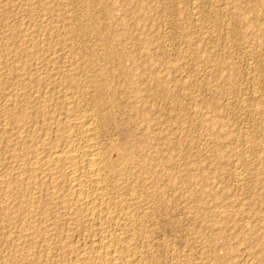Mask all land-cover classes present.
Here are the masks:
<instances>
[{"label": "rangeland", "instance_id": "obj_1", "mask_svg": "<svg viewBox=\"0 0 264 264\" xmlns=\"http://www.w3.org/2000/svg\"><path fill=\"white\" fill-rule=\"evenodd\" d=\"M0 36V124L16 128L11 114L25 108L32 135L0 137V175L46 133L42 109L58 120V93L80 94L81 114L103 111L95 133L110 160L128 151V171L110 182L137 264H264V0H0ZM14 187L26 206L49 198ZM53 209H0V264H74L105 231L122 232ZM41 216L51 239H22Z\"/></svg>", "mask_w": 264, "mask_h": 264}, {"label": "bare ground", "instance_id": "obj_2", "mask_svg": "<svg viewBox=\"0 0 264 264\" xmlns=\"http://www.w3.org/2000/svg\"><path fill=\"white\" fill-rule=\"evenodd\" d=\"M51 7L53 8V6H51ZM20 52H24V51L20 49ZM16 59H17V57H16ZM26 63H27V61H26ZM26 65H23L22 67H24V66L26 67ZM14 66H15V64L13 63V67ZM25 67H24V69H25ZM26 70H27V68H26ZM21 71H22V69H21ZM89 72H90V69H89ZM23 74H25V73H23ZM26 74H27V72H26ZM22 76H24V75H22ZM100 79H102V78H100ZM23 84L25 85V83H23ZM107 84H109V83H107ZM83 87H85V86H83ZM55 89L53 91H55ZM44 92L46 93V91H44ZM100 92H102V91H100ZM36 93H37V91H36ZM73 93H69L67 90L64 91V89H63V91L58 93V94H60L59 95L60 98H58V99H61L63 101L62 103H64V105L66 106L64 108L60 118L58 117V120H56L57 117H54L55 113L52 110L53 107L50 103L48 105H46L45 108L42 107L43 108L42 110H44V116H45L44 118L46 119L45 120V126H46L45 131H46V133L44 134L43 137L42 136H41V138L39 137V140L36 139L37 142H35L33 144L31 143V145L29 144L30 146L33 147V151L31 153H28L26 155H21L22 153L12 155L11 161H13L16 164V167L13 168V171H12L10 177H9V175L6 176L7 174L3 175V176L0 175L1 176L0 177V209H1V211L7 210V209L8 210L12 209L15 212V214L18 215L19 217L24 216L25 213H30V215L34 216V213L37 212L36 208H37L38 204H42V206L43 205L44 206L51 205L52 208H54L56 210L57 209L62 210L64 212L63 217L67 216V219L71 220L72 222H74V221L75 222H93L95 219L100 218L102 220V222L104 223L103 225L106 224V226H108V224L110 225V224L114 223V224H117L119 226H122L121 227L122 229L120 228L122 232L119 234H116L115 231L113 233H110V232H108V231H110L109 229H108V231H105L103 233L102 242H101L100 246L98 247V245H97L98 248H96L95 251H93V253H89L90 252L89 251L87 253L78 255L74 252L75 248L73 249L72 247H71L72 249L68 248V251L71 253L74 252L76 255L75 260H74V264H137L133 260L134 256L136 255V251L133 249L132 244L130 242H128V240H130V239H126V237H125V234L127 233V230H128L127 229L128 226L126 225L125 222H124L125 225H124V223H122L123 220L128 219L129 214L126 211V210H128V207L126 206V203L123 201V199L121 197V193H119V191H117L115 187H111V182H110L111 178H116V179L119 178L120 179L123 176H125L124 174L128 171V168H129L128 167L129 164L127 165V162H129L128 151H127V149H119L118 148L115 150L117 153L116 163H113L110 160V153L108 151L103 150V148H101L102 146L101 147L99 146V144H98L99 142L97 143L98 137L96 136L97 134L95 133L96 129H97V127L95 129V122H96L95 119H97V117H99L100 115H103L102 114L103 111H101L100 109H96V110H93L92 112L89 111L90 113L88 112V114H81L78 109L80 107V104L82 105V103H83L82 101H84V100L81 101V98H79L80 94L77 97ZM83 96H85V95H83ZM43 97H46V96L43 95ZM53 98H54V96H53ZM50 100H52V98L49 97L45 101H50ZM39 103H40V101H39ZM23 104H24V102H23ZM53 104H54V102H53ZM101 105H102V103H101ZM103 106H105V105H103ZM24 110H26V109L24 108ZM24 110H22V109L16 110L14 113L11 114V118L15 120V121L14 120L13 121L18 123V125H16L17 126L16 128L13 129L11 127L12 128L11 131L10 130L8 131V129L5 126L0 124V137L1 136L5 137L6 134L10 133V135L12 134L10 137L16 136L18 140L22 139V137H23V139L24 138L27 139L30 132L27 130V132L24 133L23 130L25 129V127H27V124L30 125V123H27V121H28L27 116H26L27 110L26 111H24ZM30 111H31V109H30ZM86 112H84V113H86ZM58 114H60V112ZM27 115H29V114H27ZM7 121H9V120H7ZM43 121H44V119H43ZM54 124H57V128L55 129L56 134L54 135V133H53L54 137H52L51 136V134H52L51 130L53 131V125ZM18 126H21V127H18ZM49 131L51 134L49 133ZM36 134H39V133H36ZM36 134H34V135H36ZM128 134H130V133H128ZM29 136L32 137V135H29ZM10 137H9V139H10ZM13 137H12V140H13ZM24 140H22V141H24ZM33 140L31 142H33ZM11 142H14V141H11ZM24 144H26V142ZM29 152H30V150H29ZM23 154H24V152H23ZM1 167H2V165H1ZM138 175H139V172H138ZM14 186L21 188L19 190L20 191L19 192V198L20 197L21 198L26 197L29 193H30V195L31 194H38L41 192V189L44 187L48 193L47 197L49 196V198L48 199L45 198V200H42V199L37 200L38 197H36V199L33 198L34 199L33 201L28 200V201H31V205L26 206V204L29 202L26 203V201H25V204H24L21 199H20L21 201H18L15 199L11 200L12 196H10V194L12 193V189H16ZM65 186H66V188H64ZM30 199H32V197ZM46 209H47V207H46ZM54 209H53V211H54ZM11 213H12V211L10 212V214ZM46 214H47V212H46ZM46 214H44V215H46ZM11 216H10V219H11ZM15 217H17V216H15ZM44 217H42L41 220H39V219L33 220L32 219L33 221H31L27 226L25 225L26 227L24 226V229L20 232L22 239H24L25 241H33V242L35 241L37 243H39L40 240H42L43 242L48 241V239H49L48 236L45 235V237H43L44 235H42L43 229L41 227V223L42 224L47 223L45 221L46 219ZM5 218L8 219L7 216ZM24 218H25V216H24ZM58 220H59V218H58ZM60 220H62V219L60 218ZM66 220H64V221H66ZM13 221H15V220H13ZM28 222H29V220H28ZM131 222H133V221H131ZM131 224H130L129 229L133 228V227H131ZM14 227H15V224H14ZM102 228H104V227H102ZM108 228H109V226H108ZM129 234H130V232H129ZM132 234H133V232H132ZM67 242H69V241H67ZM138 242H139V240H138ZM37 243H35V244H37ZM16 246H17V244H16ZM66 248L64 247V249H66ZM89 250H91V249L89 248ZM140 254H141V252H140ZM29 257H30V255H29ZM41 263H42V261L39 258L35 259L33 257L31 260H29L28 264H41Z\"/></svg>", "mask_w": 264, "mask_h": 264}]
</instances>
